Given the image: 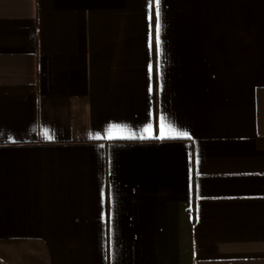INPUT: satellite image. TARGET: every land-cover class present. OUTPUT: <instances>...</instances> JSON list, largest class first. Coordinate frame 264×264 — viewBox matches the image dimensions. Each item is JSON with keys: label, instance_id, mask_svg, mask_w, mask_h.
<instances>
[{"label": "crops", "instance_id": "0c3cea01", "mask_svg": "<svg viewBox=\"0 0 264 264\" xmlns=\"http://www.w3.org/2000/svg\"><path fill=\"white\" fill-rule=\"evenodd\" d=\"M0 264H264V0H0Z\"/></svg>", "mask_w": 264, "mask_h": 264}, {"label": "snow or ice", "instance_id": "6c2138e0", "mask_svg": "<svg viewBox=\"0 0 264 264\" xmlns=\"http://www.w3.org/2000/svg\"><path fill=\"white\" fill-rule=\"evenodd\" d=\"M157 4H159V0H156ZM156 19H157V24H156V43L157 46H159V32H160V25H159V11H157L156 13ZM45 135L47 136V133H45ZM183 135H187V133H184ZM49 139L51 137H48Z\"/></svg>", "mask_w": 264, "mask_h": 264}]
</instances>
